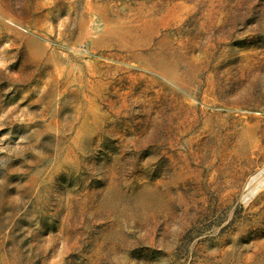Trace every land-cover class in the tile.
Instances as JSON below:
<instances>
[{"label":"rangeland","instance_id":"rangeland-1","mask_svg":"<svg viewBox=\"0 0 264 264\" xmlns=\"http://www.w3.org/2000/svg\"><path fill=\"white\" fill-rule=\"evenodd\" d=\"M0 264H264V0H0Z\"/></svg>","mask_w":264,"mask_h":264}]
</instances>
